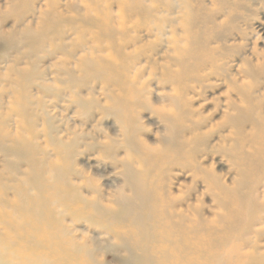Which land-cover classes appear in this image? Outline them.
<instances>
[{
    "label": "bare ground",
    "instance_id": "1",
    "mask_svg": "<svg viewBox=\"0 0 264 264\" xmlns=\"http://www.w3.org/2000/svg\"><path fill=\"white\" fill-rule=\"evenodd\" d=\"M8 1V6H15L24 0ZM43 1L44 12L38 10L41 32L27 33L32 41L15 68V78L9 79L11 100L17 99L21 113L26 114L29 103L25 105L23 84L32 86L36 77L42 76L46 82L56 84L55 66L59 63L71 80L82 71L101 77L111 73L119 76L115 89L100 96H105L102 106L120 124L125 145L134 148L127 150L135 155L131 162L136 166L128 164L126 174L122 169L123 186L115 196L106 193L105 197L98 183L86 176L81 184L86 193L78 197L59 170L63 165L61 150L49 148L53 137L45 130L47 115L43 119V138L48 150L41 158L35 154L39 130L31 128L32 117H23L27 125L13 121L10 127L0 122V264H113V260L108 261L109 252L102 247L104 251L99 250L94 239L68 233L66 217L76 207L82 216L77 218L87 232L97 231L115 239L114 243L120 241L118 251L123 259L114 256L119 264H244L242 260L249 255L241 254L244 236L256 213L264 211V201L258 204L250 187L257 172L264 177V0H177L179 11L174 8L172 19H164L162 13L166 11L150 0H82L87 3L80 5L84 9L81 14L69 2ZM112 4L114 12L109 11ZM182 13L192 17L185 31L179 29ZM67 18L72 25L78 23L89 39L93 38L95 47H85L89 51L85 55L67 52L64 58L56 59L57 64L54 60L38 71V66L31 65L34 56L30 48L39 46L42 36L48 34L57 40L56 44L69 48L66 46L77 33L59 31ZM174 26L183 32L180 40ZM4 34L1 31L0 37ZM152 40L154 45H150ZM101 42L114 55H96L95 48L101 50ZM142 43L146 45L138 51L132 49L135 54L128 52V47ZM136 54L154 60L168 54L166 64L161 65L163 79L158 77L157 85H169L177 107L182 109L183 123L166 114V119L173 122L167 142L156 148L135 144L142 126L132 96L142 100L144 90L141 86L138 92L132 91L129 82ZM215 88H222L219 95L225 96L219 113H233L239 120L234 123L240 127L241 137L233 155L216 149V143H222L224 137L209 141L210 137L199 133L205 120H196L199 110L190 106L191 99ZM6 100L9 105L10 100ZM216 111L218 107L213 113ZM232 127L237 129L234 124ZM86 159L92 160L89 156ZM172 190L178 192L177 197ZM69 199H73L72 208Z\"/></svg>",
    "mask_w": 264,
    "mask_h": 264
},
{
    "label": "rangeland",
    "instance_id": "2",
    "mask_svg": "<svg viewBox=\"0 0 264 264\" xmlns=\"http://www.w3.org/2000/svg\"><path fill=\"white\" fill-rule=\"evenodd\" d=\"M55 1H59L61 4L69 2V5L73 7V10L80 11V14L84 12V9L81 8L80 5L89 2V0H87V2L82 0ZM150 1L153 5H155L156 3L159 4L158 7L163 8L166 11L165 13H162L164 19H172L175 16V14L171 13L174 8L176 11H179V9L177 8V0ZM43 2V0H24L20 3H17V5L15 6L13 5V7L12 3L10 6H8L9 4L7 3H10L8 0H0V18H2V23H0V32L4 31L7 34H4L2 35L3 37H0V122L5 123L11 127L13 121H21L23 124H25L22 121L23 117L24 119L26 116L32 117L31 128L35 132H37L38 130L40 131H38L39 134L36 135L37 139L36 143L34 144L36 148L35 154L38 156V158H41L44 152L48 150L45 147V141L43 138V134L45 132L43 127V119L44 114L47 115L46 119L48 121L44 123L46 126L45 130H47V133H50V135L53 137L51 139V147L49 148H54L55 151L57 149L61 150V155L63 156V165H61L59 170L62 169L61 172L66 176V179L72 190V194L77 193L76 195L78 197H83L86 192L84 186L82 185H84L87 176L92 183H98L96 185L101 188L100 190L103 194H105V197H108V195L110 194L115 196L123 186L125 176L123 175V172L125 171L124 174L127 173V167L130 164L136 166L135 163H132L134 162L133 158L135 157V155L133 154V152L129 153V149L134 148H127V145H125V142L120 132V124L110 113V111L103 107V104L105 102V96H100L101 93L109 94L111 91H113V89H115V86L118 83L119 76H116L115 74L111 73V75L103 74L101 77L98 74L95 75L94 73H86L82 71L78 72V74H74L77 75V77L72 76L71 80V77L68 78V76L63 73V71L61 70L63 65L61 66L59 63L55 66V71L58 69V72L56 71L58 73L56 84L52 85L50 81L46 82L45 76H42L40 78L36 77V79L34 80L35 84L32 86H28L27 83L23 84L26 85L23 91V93L26 94L24 95L26 97L25 105L29 103V109L26 110V114L21 113L23 110L20 108V103L17 101V99L13 101L11 100L13 88L10 85L9 79L12 77L15 78V68L16 66L18 67L19 62L23 60L25 56V54L23 53L26 52V47H28L32 41V37L28 36V34L30 32H33V35H39L41 32V25L39 26L38 24L42 20L40 21V15L38 14V10L39 8H41V4ZM109 8L110 12L115 11V7L113 4L112 7L109 6ZM41 11L44 12L42 8ZM89 13H91L90 5ZM182 14L183 22L179 24V29L181 31H185L188 22L192 21V17L188 16L187 13ZM111 15L115 16L116 13H111ZM5 17L7 18L3 20V18ZM44 31L46 33L49 32V30ZM59 31L61 33L64 32V34L72 32L77 34H75V36H72L73 42L71 41L72 43L70 42L71 44L69 43V46H66L69 48L59 46V43L56 44L57 40L55 38H50V34H48L46 38L44 37L45 35L42 36L43 39L39 46L30 48V50L33 51L32 56H34L31 65L38 66V71H41L46 68L47 63H51L57 58H64L63 56L67 52H70L73 56L83 54L85 55L89 52H87V48L85 47H95V42H93V38L89 39V37L83 33L78 23L72 25L69 22V18L61 22ZM174 32L176 33V35H178V39L180 40L179 36H182L183 32L180 33L175 26ZM166 34L168 35V33ZM167 35L165 36L167 37ZM63 39L69 38L63 36ZM145 40H147V38L143 41ZM73 43H77V45H72ZM178 44H180V41H178ZM144 45L146 44H138L135 45L134 48L128 47L127 50L128 52H130L132 49L134 50L136 48V51H138L139 48ZM150 45H154L153 40L151 41ZM104 47V43L101 42V50L95 48V50H97L96 55L108 56L112 54V50ZM133 50L131 51V53L135 54V51ZM144 56H141V54L135 55L134 62L131 65L133 69L130 70L129 75V77H132L129 80L132 91L134 89L135 92H138V89L141 86H143L144 88L141 94L142 100H139L138 97L134 95L132 96L134 105L135 107H137L136 109L138 110L137 113L140 124L143 127H140L141 130L139 131V134H137L138 140L135 139V144H146L151 148H156L161 145H164L167 142L166 137H168L169 125L170 122H173L171 121V119H174L175 117L176 119L178 118V123H183L184 120L182 116V109H180L179 105L177 107V104L171 95L170 86L166 84L162 86L157 85V83L160 81L159 79H163L161 76V65L166 64V61L168 60L166 59L168 57V54L162 55V59L156 58L155 60L154 58L147 59V57ZM169 56H172V54H169ZM58 62L56 60V64ZM71 65H67V67H71ZM138 66L140 67V70H138ZM20 67L25 68L24 65ZM74 79L76 80L74 81ZM211 80H213V78H211ZM113 86L114 88H112ZM221 91L222 88H215L214 90L205 91V93L201 94L199 98L191 99L192 101L190 106L192 110H199L197 111L198 115L195 117L196 120H199L200 122L202 120H205V123L202 125L203 128L200 129L199 133H203L204 135L210 137L209 141L213 138L215 140L216 136L224 137V139H222V143H216L217 145L219 144V146L217 147L215 145V147H217L216 149H219L225 152L226 154L231 153L233 155L236 148L239 146V138L241 137V131H238L240 127L236 123H234L239 122V120L236 116L233 115V113H229L228 115L219 113V109H221L222 106L223 98H225L223 94L219 95ZM79 98L83 101H81ZM6 99L10 100L9 105L6 104ZM68 99L72 100L69 101ZM78 101L82 107H79V104H76L78 103ZM81 102L83 103V105ZM201 104H203L202 107L198 108V106ZM215 107H218V111L213 113ZM142 108L143 110H141ZM103 110L105 111L103 112ZM100 114H102L103 116H100ZM166 114H170L169 117L171 119H166ZM163 118L165 120H163ZM233 124L237 127V129H234L232 127ZM67 130L71 134L67 133ZM55 132L57 133V135ZM65 132L67 135H69L67 136ZM62 136L65 139L68 138V140L70 137H73L72 139L75 138V140L73 141L70 138V140L68 141L67 139L65 140L64 138H62ZM81 136L83 139L81 138ZM58 139L60 140L58 141ZM65 143L66 145H64ZM70 144H73L72 149L70 147ZM88 144H90L91 147ZM116 144L118 146H115ZM113 146H115V150L113 149ZM63 151L66 153H63ZM98 153H101V155ZM97 154L100 156L97 157ZM87 156L92 158V160H87ZM73 157L75 158L72 159ZM127 159L130 161H128ZM217 159L214 158V161H217ZM122 169L124 171H122ZM69 171L72 172L73 175H75L73 176ZM75 176H78L77 179H75ZM250 187L252 188L251 192L254 194V196H256L257 203H262L264 201V177L262 175H259V173L257 172L256 175L253 177V180L251 181ZM172 191H174V196L177 197L178 192H176L175 190ZM69 203L71 205L73 203V199H69ZM72 206L73 205H71V208ZM68 214L69 213L67 212V215ZM77 217L82 219L80 211L76 207L75 210H71L70 214L66 217V224H68L66 225V227H69L67 228L68 233L71 236L74 235L78 238L81 236L85 237V235H87L86 237H88L89 239H94V244L97 246V248H99V250L104 251L103 249H105L106 252H109L106 254L109 257L108 261L113 260L111 261L113 264H119V260L121 258L123 259V255L121 254V256L120 252L118 251L120 241L116 239V243H114L115 239H109V236L107 237V235H104L102 233L100 234L97 231L87 232L86 226L84 225L83 221L78 220ZM244 241L245 243L244 246H242L241 248V254L248 253L249 255L246 256L247 259H243L242 262H244V264H264V211H259L258 213H256L252 225L249 226V231L244 236ZM101 247L103 249H101ZM115 254H118L117 257ZM114 256L119 260L117 259V261Z\"/></svg>",
    "mask_w": 264,
    "mask_h": 264
}]
</instances>
